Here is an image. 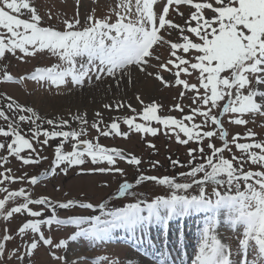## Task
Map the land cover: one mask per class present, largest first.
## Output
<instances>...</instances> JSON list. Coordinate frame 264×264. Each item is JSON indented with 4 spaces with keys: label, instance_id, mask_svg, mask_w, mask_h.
<instances>
[{
    "label": "snow or ice",
    "instance_id": "1",
    "mask_svg": "<svg viewBox=\"0 0 264 264\" xmlns=\"http://www.w3.org/2000/svg\"><path fill=\"white\" fill-rule=\"evenodd\" d=\"M157 2L125 0L117 5L122 11L115 12L114 22L111 16L89 15L83 27L77 13L73 19H65L63 30H58L51 25L44 26V18L32 0H0V59L7 54L15 56L19 51L23 61L25 57L47 51L59 60L49 67L35 69L29 79L47 81L57 87L69 82L82 87L93 79L101 82L110 78L119 87L125 77L131 83L132 73L136 71L153 77L164 87L181 88L180 100L185 99L188 92L193 93L187 114L182 103L172 106L171 110L182 114L180 118L162 117L160 105L156 102L145 104L137 95L136 99L142 105L140 111L122 101L106 104L104 107L108 110L119 111L127 107L133 115L114 117L109 124L99 119L90 126L86 114L76 115L73 119L81 125L78 130L71 129L68 120H42L31 107L5 96L8 103L0 107V121H4L0 124V137L3 138L0 152L7 154L0 155V168L3 169L0 185L26 183L31 188L9 190L0 187V192L6 193L0 199V218L8 222L17 214L30 217L16 230V236L21 241L29 234L32 238L22 244L23 251L19 247L12 249L6 257V244L14 239L6 227L0 237V264L5 258L31 259L40 245L57 250L67 248L68 241L54 243L51 236L45 235V228L51 231L53 226L57 229L74 226L72 242L80 238L106 241L118 229L126 230L134 237L137 232L146 233L150 226L158 225L166 230L170 221L193 214H204V223L192 264H237L232 259L230 245L222 242L216 233L221 223L234 231L242 226L238 238V255L241 257L238 264H264V139L257 140V133L252 129L229 138V131L224 127L225 117L228 123L246 128L250 122L246 116L264 117V0H166L160 12L155 10ZM181 5L192 11L183 24H177L169 19V13L175 11L183 18ZM209 11L211 16L206 15ZM25 16L27 18H23ZM52 18L49 12L48 19ZM172 30L178 33L175 41L161 34L164 31L170 35ZM163 45L168 46V58L164 60L156 51L157 46ZM150 68L156 71L150 72ZM163 73L171 75L173 80L166 79ZM183 77H195L197 83ZM0 81L15 82L6 70ZM5 108L13 115H8ZM96 116L101 114L97 112ZM251 122L255 123L254 120ZM45 123L51 130L43 127ZM121 123L129 132L121 131ZM153 123L161 127H153ZM24 124L30 127L25 130ZM89 127L97 133L93 138H86ZM161 130L181 145H197L188 149L189 170L178 174L186 182H177L176 177L145 175L139 172L141 158L99 143L100 137L127 139L132 131L155 137ZM216 137L220 146L214 143ZM55 139L60 142L55 147L49 169L17 176L5 166L10 157L23 166L40 164L47 159L41 151ZM69 143L71 150L65 151V145ZM148 147L155 149L154 144ZM233 147L240 156L233 152ZM225 152L230 158L224 155ZM169 159L173 167H184L178 159ZM89 160L93 165L106 167L89 169L88 174L113 173L125 177L114 194L115 199L135 196L132 190L144 182L166 187L168 194L150 202L138 199L116 209H110L108 201L94 205L74 199L56 201L44 195L33 198L32 189L41 182L56 176L58 171L66 175L69 169ZM118 161L135 166L139 174L134 182L126 179L127 174L118 167ZM158 163L153 162L152 167ZM246 164L258 166L259 170H246ZM78 174H85V170L81 168ZM209 185H214L211 192L207 191ZM194 187L198 189L197 194L190 192ZM17 200L23 202L16 203ZM10 202L15 206L9 208ZM32 206H38L39 210ZM74 208H98L101 215L67 218L58 215V210ZM50 255L61 264H68L66 255H57L55 251ZM155 256L156 264H172L166 243Z\"/></svg>",
    "mask_w": 264,
    "mask_h": 264
},
{
    "label": "rangeland",
    "instance_id": "2",
    "mask_svg": "<svg viewBox=\"0 0 264 264\" xmlns=\"http://www.w3.org/2000/svg\"><path fill=\"white\" fill-rule=\"evenodd\" d=\"M34 6L38 9L41 16L44 18V26H53L58 30H63L65 19H73L74 17L79 16L81 21V27L84 26V22L89 15H94L97 18H103L105 16H111L112 21L114 22L115 12L122 11L121 8H118L117 5L125 2V0H32ZM134 2V0H133ZM166 0H158L155 5V10L160 12ZM180 11L184 13V17L177 15L175 11L170 10L169 19H172L177 24H183L184 20L189 16L192 11L191 8L187 6H180ZM52 14V19H48V13ZM206 15L211 16L212 13L206 12ZM27 18V16L23 17ZM162 35L166 39L175 41L177 39L178 33L175 30L171 31L169 35L167 32L162 31ZM167 45L157 46V54L161 56L162 60L168 58ZM21 53L17 51L16 55L7 54L5 58L0 60V64H6L7 70L13 74L14 81L6 84L0 85V107H4L8 103L5 99V96L12 97L20 105L25 107H31L42 120L53 119L59 122L60 120H68L71 129H79L81 125L78 121L74 120L73 117L76 115L86 114V119L88 125L90 126L94 121L102 119L104 124L111 123L114 117L123 118L124 116L133 115L127 107L121 108L119 111L108 110L104 107L106 104L115 105L118 102H124L125 104H131L133 108H136L138 111L142 109V105L137 101L136 96L139 95L145 104L156 102L160 105V114L164 116H173L176 118L181 117V113L178 111L171 110L172 106L176 103H182L184 105L185 114L189 111V106L192 104L191 97L193 96L192 92L187 93V97L183 100L179 99V93L181 88L178 87H164L158 81H156L151 76H145L139 72L134 71L131 76V83H129V78H123L119 87L116 86V81L105 78L101 82H96L94 79L92 82H86L82 87L75 86L72 83L62 86H53L50 82L47 81H38L32 80L28 77L35 71V69L40 67H49L55 63H59L57 57L51 55L47 51L43 53H38L35 57H25L21 61ZM155 63V61H153ZM150 72H155V69H149ZM163 75L169 81L173 80V77L168 73H163ZM189 79L191 83H197L195 77H183ZM5 111L8 110L5 108ZM101 114L100 117L96 116V113ZM19 114V113H18ZM17 114V115H18ZM8 115H13V113L8 112ZM246 119H249L250 122L247 125V128L244 126H236L227 122V117L224 118V127L229 131V138L236 133L241 135L245 134L247 129H252L257 133V140L264 139V117L256 116H246ZM254 120L255 123L251 121ZM39 122V121H38ZM142 122V121H137ZM199 122V118H197ZM4 121H0V124H3ZM153 127L160 128L161 126L153 123ZM22 127L27 130L30 125L24 124ZM44 128L51 130L50 126L46 123L43 124ZM69 130V129H65ZM121 131L129 132V129L126 125L121 123ZM97 135L95 130L89 127L88 136L86 138H93ZM3 138L0 137V140ZM43 140V137H40ZM59 139L50 140L49 145L45 146L41 151L42 156H46V160H42L38 165H28L23 166L19 161L14 158H9V162L5 165L8 168L12 169L13 174L19 176L23 173H28L29 175L38 174L43 170L50 168L52 160L54 159V150L57 144H59ZM241 142H250V141H241ZM99 143L107 147H116L125 151V153H130L138 156L142 160V164L139 167V172H143L148 176H170L176 177L177 182H186L184 178L178 176L181 172H187L188 169V149L196 148L195 143H189L188 145H181L176 142L174 137L164 134V131L153 137L151 135H143L136 133L134 131L129 133L127 139L111 136V137H100ZM208 141H204L205 150H207ZM214 143L217 146H220L221 142L218 137L214 138ZM149 144H154L155 149L148 147ZM71 150V144L65 145V151ZM233 152L240 156L241 154L236 151L233 147ZM6 152H0V155H6ZM26 153H22L24 155ZM224 155L230 158V154L225 152ZM169 157L172 160L178 159L184 167H173ZM158 161L159 163L152 167V163ZM199 162V161H198ZM97 167H106V165H93L90 160L82 166L73 167L68 170L67 174L60 173L58 171L57 175L54 177H49L47 180L41 182L38 186L32 189L33 198H37L41 195L49 196L56 201H66L68 199H74L84 202H91L94 205H98L105 201H108V207L110 209H116L126 206L129 203H134L138 199L151 201L157 196H164L168 194V189L163 186H159L154 182H144L141 185L134 187L132 191L136 193L135 196H125L120 199H115L114 194L118 190V186L122 183L125 177H121L119 174L113 173H91L88 174L87 170ZM118 167L123 168L126 172V179L129 182H134L136 176L139 174L135 166H129L123 161H118ZM81 168L85 170V174H78L81 172ZM259 170L258 166H253L250 164L245 165V169L248 170ZM0 171H3L0 168ZM107 185V186H105ZM0 187H8L9 190H16L20 187L31 188L28 184L21 183H12L0 185ZM214 185H209L207 188L208 192L212 191ZM59 189V190H57ZM223 191V189H221ZM191 194H197L198 189L193 188L190 190ZM6 193L0 192V199ZM22 200H17L16 203H22ZM15 206L13 203H9L8 207ZM35 210H39L38 206H32ZM58 215L61 218H67L68 216H84L92 217L96 215H101V212L98 208L95 210L91 209H82L74 208L65 210H58ZM199 215L198 218H200ZM26 215L17 214L5 222L3 218H0V237L4 234V229L7 227L10 230V233L14 236V239L10 240L6 244V254L5 256L11 253L12 249L21 248L23 251L22 244L28 242L32 237L29 234L24 238V241H21L19 236H16V230L21 226L23 221H26ZM103 218V217H102ZM196 219L185 217V226L179 224L175 226L181 227V232L184 234L182 237L180 235L179 243L183 244L182 246L188 247L189 250L186 251V248H183V252L186 251L188 263L192 264L194 255L197 251L200 234L184 232L182 227L193 230L198 225H203L204 219L201 220L202 223L195 225L192 224ZM189 223V224H188ZM87 227V225H84ZM152 228V229H150ZM158 227L154 226L149 227V232L153 233L157 231ZM161 228V227H160ZM192 228V229H191ZM162 229V228H161ZM175 227V234H181L179 229ZM202 229V228H201ZM46 236H51L54 243H58L61 240L68 241V246L66 249H54L50 247H45L40 245L36 250L35 254L31 259L27 257L23 261H19L15 258L12 260H5L3 264H61L60 261L54 260L50 255L51 252L55 251L57 255L65 256L67 258L68 264H156V257L152 260L148 259L146 254H143L139 248H135L138 243V240H143V237L147 234L142 233V237L139 236L140 232H137L135 235L134 244L131 236L127 235L128 232L123 229L115 230L111 236V239H114V236L120 235L121 233H126L127 236L123 240L119 241V237L114 240L116 242H128L129 239L132 241L131 244L124 245L118 244L110 246L108 244H101L99 241H91L86 238H80L76 242L70 240L71 235L76 231L74 226H69L66 228L57 229L53 226V229L49 231L47 228L44 229ZM119 231L120 233L118 234ZM164 232V231H163ZM242 232V226L238 227L235 231L230 229L227 225L221 223L216 228V233L222 242L230 245L231 251L233 254L238 251V238ZM172 233V234H171ZM170 236H173V232L170 229ZM159 232L157 235L153 234L152 239L148 240V235L146 236L148 241H153L154 246H151L149 243H146L145 250L150 253H155L161 249L162 237ZM187 235V236H186ZM156 236V237H154ZM169 236V238H171ZM125 238L128 240H125ZM178 238V237H177ZM184 239L185 242L180 240ZM169 240V239H168ZM176 240V239H175ZM112 240H107L103 242H110ZM177 243V242H176ZM178 243V247L181 245ZM174 245V244H173ZM149 246V247H148ZM154 247V248H153ZM156 247V249H155ZM177 247V246H176ZM173 249H169L172 252ZM176 248L173 252L181 251L179 248ZM181 248V247H180ZM153 249V251H150ZM78 254V255H77ZM179 255V254H177ZM79 257H82L81 259ZM75 258V259H73ZM99 258V259H98ZM107 258V259H104ZM178 258V256H175ZM251 258V257H250ZM98 259V260H96ZM148 259V260H147ZM180 261L186 260V256L180 258ZM234 260V259H233ZM178 260H172L171 262H177Z\"/></svg>",
    "mask_w": 264,
    "mask_h": 264
},
{
    "label": "bare ground",
    "instance_id": "3",
    "mask_svg": "<svg viewBox=\"0 0 264 264\" xmlns=\"http://www.w3.org/2000/svg\"><path fill=\"white\" fill-rule=\"evenodd\" d=\"M195 215H197V216L199 217V215H202V214H193V215H191V216L195 217ZM191 216H187V218H191ZM197 216H196V217H197ZM192 219H194V218H192ZM179 220H181V218H177V219H174V220L170 221V222H169V225H168V227H167V229H166V230L163 229V231H164V232H169V231H170V228H171V227H170V223L173 224V223H175L176 221H179ZM176 225H177V224H176ZM183 225H184V224H183ZM156 226H157L158 228H160V226H158V225H156ZM183 229H184L185 232H188V233H189V232L194 233L193 230H190V229H188V228H185V227H184ZM191 229H192V228H191ZM180 232H181V231H180ZM126 233H127V232H126ZM126 233L124 232V233H121L120 235L114 236V239H110V240H112V241L117 240L116 238H118L119 236H123V237H125V236H127ZM153 233H154V232H153ZM136 234H137V233H136ZM171 234H172V233H171ZM171 234H170V235H171ZM139 236L142 237V233H141V232L139 233ZM186 236H187V235H186ZM112 237H113V236H111V238H112ZM135 237H136V236L131 237L132 240H134ZM177 237H178V236H177ZM143 238H144V237H143ZM118 240L121 241V240H123V238H120V237H119ZM150 240H151V239H150ZM106 241H107V240H106ZM127 241H128V240H127ZM131 242H132V241H130V240L128 241V243H131ZM149 242H150V241H149ZM182 242H185V240L183 239V240L181 241V243H182ZM178 243H179V242H178ZM154 244H155V243H154ZM150 245H151V244H150ZM155 245H156V244H155ZM180 245H181V244H180ZM151 246H153V245H151ZM148 247H149V246H148ZM180 247H182V246H180ZM180 247H178V248H179L181 251L184 250V249H181ZM153 248H154V247H153ZM155 249H156V247H155ZM172 249H173V247H172ZM175 249H176V248H175ZM175 249H174V250H175ZM157 250H158V249H157ZM174 250H172V252H173ZM145 251H146V250H145ZM148 251H149V250H148ZM152 251H153V250H152ZM168 251H169V250H168ZM169 252H170V254L172 253L171 251H169ZM77 255H78V254H77ZM79 258L81 259L82 257H79ZM73 259H75V258H73ZM169 259L173 260V259H175V258H172L171 256H169ZM172 264H177V262H172Z\"/></svg>",
    "mask_w": 264,
    "mask_h": 264
},
{
    "label": "trees",
    "instance_id": "4",
    "mask_svg": "<svg viewBox=\"0 0 264 264\" xmlns=\"http://www.w3.org/2000/svg\"><path fill=\"white\" fill-rule=\"evenodd\" d=\"M159 114H160V110H159ZM50 130V129H49Z\"/></svg>",
    "mask_w": 264,
    "mask_h": 264
}]
</instances>
